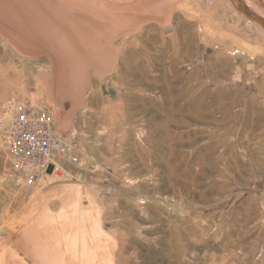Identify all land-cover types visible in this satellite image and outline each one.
Returning <instances> with one entry per match:
<instances>
[{
  "label": "rangeland",
  "instance_id": "374dc122",
  "mask_svg": "<svg viewBox=\"0 0 264 264\" xmlns=\"http://www.w3.org/2000/svg\"><path fill=\"white\" fill-rule=\"evenodd\" d=\"M249 1L264 15V0ZM59 2L63 23L69 10L93 31L74 30V49L92 57L108 42L115 61L104 76L88 65L83 104L72 108L82 161L61 176L34 188L15 182L0 134L2 237L13 241L12 223L26 225L24 205L47 184L83 185L98 200L129 196L134 264H264V33L232 0ZM116 7L128 17L121 29ZM101 19L129 34L100 35ZM49 67L0 32V107L14 96L46 105L37 76ZM28 244L18 264H35Z\"/></svg>",
  "mask_w": 264,
  "mask_h": 264
},
{
  "label": "bare ground",
  "instance_id": "6f19581e",
  "mask_svg": "<svg viewBox=\"0 0 264 264\" xmlns=\"http://www.w3.org/2000/svg\"><path fill=\"white\" fill-rule=\"evenodd\" d=\"M246 3L250 9L264 17L247 0ZM62 7L59 0H0V27L4 28V35L13 42L27 32L42 37L40 41L44 49L34 52V55H39L42 59L48 58L50 67L40 71L37 76V85L41 92L39 96L42 95L44 98L47 96L49 104L53 106L51 112L54 117L59 120L61 127L67 129L72 122V115L64 107V98L56 103L54 95L66 93L72 98L74 106H81L84 101L83 91L87 87L88 65L97 63L99 75L107 74L112 69L111 64L115 61L117 49L108 42L104 45L99 41L92 51V57L85 58L83 54L81 55L74 49V46L78 45L73 36L74 30L84 35H90L93 31L85 26L81 27L79 23L82 19L77 17L79 20H74L68 13L69 10L65 12L66 24L63 23ZM235 9L239 11L236 7ZM117 10L115 23L121 29L128 17L121 12L123 9ZM72 19L76 21L75 26H71L67 21ZM247 20L264 33V27L258 22L250 18ZM94 30L100 35H105L107 30H110L108 34L111 33V37L121 33L123 36L129 34L124 30L115 31L105 20L98 23ZM58 32L64 35L59 37ZM24 52L31 54L29 51ZM72 130L76 132V128ZM62 174L63 172L58 173L59 176ZM53 177L54 174H49L44 181L49 182ZM49 185L41 188L42 190L33 196L31 207L29 204L24 205L25 209L29 208L32 212V217L26 221V225L22 226L18 221L17 225L12 223L13 241L10 237L7 238L10 241L4 239L2 237L4 228L0 229V264H18L19 249L25 247L26 241L29 243L28 253L33 257L35 264H134L133 253L130 251L133 239L131 232L133 212L128 208L129 196L109 193L107 199L98 200V195L83 185L56 186V184L54 187ZM20 196L15 194L18 201L21 200ZM105 202H109L108 207L103 205ZM138 213L137 215H140ZM107 219L110 220L111 229L106 226ZM28 224L30 227L27 228ZM30 232L33 235L31 242L27 237ZM119 233L122 234L121 242L117 237Z\"/></svg>",
  "mask_w": 264,
  "mask_h": 264
},
{
  "label": "built area",
  "instance_id": "2783aa9c",
  "mask_svg": "<svg viewBox=\"0 0 264 264\" xmlns=\"http://www.w3.org/2000/svg\"><path fill=\"white\" fill-rule=\"evenodd\" d=\"M0 134L13 176L23 187L41 186L48 174L82 161L74 134L62 133L45 104L16 96L8 99L0 107Z\"/></svg>",
  "mask_w": 264,
  "mask_h": 264
},
{
  "label": "water",
  "instance_id": "95a60500",
  "mask_svg": "<svg viewBox=\"0 0 264 264\" xmlns=\"http://www.w3.org/2000/svg\"><path fill=\"white\" fill-rule=\"evenodd\" d=\"M233 1V3H234V5H235V7L240 11V12H242L245 16H247L248 18H250V19H252V20H254V21H256V22H258L262 27H264V17L263 16H261V15H259L258 13H256V12H254L252 9H250V7L247 5V3H246V0H232ZM1 29H0V32L4 35V28L3 27H0ZM5 36V35H4ZM6 37V36H5ZM19 37V36H18ZM18 37H17V39L13 42V41H11L9 38H7L13 45H15L16 46V48L20 51V52H22L23 54H25V55H31V56H34V52H36V51H40V50H43L44 48H43V45L41 44V41H40V39L42 38L41 36H38V34H34V36H33V34H31V33H29V32H27V33H25L24 35H22V37H24V38H27L28 40H30V43L28 44V43H26V42H23V41H21L20 39H18ZM60 37V36H59ZM39 40V41H38ZM23 43H25V44H28V45H31V44H39V46H40V48L39 49H33V48H31V47H29L30 49H26L25 47H23ZM19 44H20V46H19ZM24 51H29V52H31V54H29V53H25ZM36 56H39V55H36ZM87 85H88V79H87ZM86 85V86H87ZM87 88V87H86ZM86 88H85V90H86ZM85 90L83 91V96H84V92H85ZM62 98H64V107H66V106H69V107H66V110H68L69 111V113L72 115V108L73 107H76V106H74L73 105V100H72V98L70 97V95H68V94H64V95H61V94H58V95H54V100L57 102V100L59 99L60 101L62 100ZM45 101H46V107L48 108V109H50L51 110V108H53V106H51L50 104H49V102H48V98H47V96H45ZM76 108H78V107H76ZM56 118V117H55ZM71 120H72V118H71ZM56 122H57V124L60 126V122H59V120L56 118ZM63 128H65L66 129V127H61L60 126V129H61V131H62V133L63 134H65V135H71L72 134V132H73V130H72V128H73V122H71V124L69 125V128H67L66 130L65 129H63Z\"/></svg>",
  "mask_w": 264,
  "mask_h": 264
},
{
  "label": "crops",
  "instance_id": "0c3cea01",
  "mask_svg": "<svg viewBox=\"0 0 264 264\" xmlns=\"http://www.w3.org/2000/svg\"><path fill=\"white\" fill-rule=\"evenodd\" d=\"M248 2H249V4L251 5V6H253L254 7V5L249 1V0H247ZM255 8V7H254ZM237 11V10H236ZM238 13H239V15L240 16H242V17H245L246 19L248 18V17H246L244 14H241L239 11H237Z\"/></svg>",
  "mask_w": 264,
  "mask_h": 264
}]
</instances>
